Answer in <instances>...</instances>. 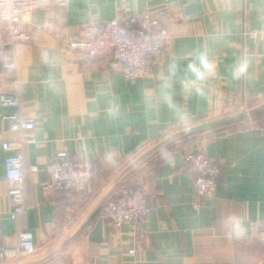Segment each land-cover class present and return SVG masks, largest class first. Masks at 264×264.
<instances>
[{
  "label": "crops",
  "instance_id": "obj_1",
  "mask_svg": "<svg viewBox=\"0 0 264 264\" xmlns=\"http://www.w3.org/2000/svg\"><path fill=\"white\" fill-rule=\"evenodd\" d=\"M166 5L167 44L136 82L107 59L79 60L65 41L83 22L133 15ZM264 0H38L23 15L31 41L14 47L16 68H0V224L2 244L22 229L36 249L0 264H264V135L258 119L183 131L264 102ZM34 117L23 134L24 215L12 217L4 142L6 114ZM205 145L221 173L215 193L194 191L185 155ZM90 158L100 172L92 194L44 189L58 152ZM122 185L143 187L150 212L137 223L111 225L99 209Z\"/></svg>",
  "mask_w": 264,
  "mask_h": 264
},
{
  "label": "built area",
  "instance_id": "obj_2",
  "mask_svg": "<svg viewBox=\"0 0 264 264\" xmlns=\"http://www.w3.org/2000/svg\"><path fill=\"white\" fill-rule=\"evenodd\" d=\"M65 7L69 0H55ZM38 0H0V65L12 71L16 68L14 47L18 43H28L32 39L30 32L21 28L23 15L31 12ZM169 15L166 5L138 12L133 15L118 13L114 18L100 21L89 20L79 24L68 36L65 46L79 60L104 58L109 68L121 73L130 82H136L148 73L151 63L162 56L167 44L168 29L165 18ZM252 34L264 33V27L253 28ZM0 104L8 107L20 105L17 93L0 92ZM10 131L22 136L4 142L7 150L5 158L6 177L12 182L9 189V201L12 217L24 215L25 204V163L21 152L29 140L23 133L36 129L38 122L34 117L20 113L6 114ZM264 135V119L254 122ZM186 169L194 175V191L205 198L215 193L221 167L211 156L205 145L191 150L185 155ZM48 178L44 189L51 191L73 190L77 193L92 194L95 191V177L100 172L99 165L90 158L72 160L64 151L54 155L47 164ZM150 212L147 192L140 186L122 185L117 194L107 199L99 209V216L111 225L137 223ZM257 238L264 243V223L257 229ZM3 233L0 224V263L20 258L36 249L33 231L22 229L18 242L14 246L2 244Z\"/></svg>",
  "mask_w": 264,
  "mask_h": 264
},
{
  "label": "water",
  "instance_id": "obj_3",
  "mask_svg": "<svg viewBox=\"0 0 264 264\" xmlns=\"http://www.w3.org/2000/svg\"><path fill=\"white\" fill-rule=\"evenodd\" d=\"M1 67L2 66L0 65V68ZM263 112H264V102L261 103L260 105L256 106V107H252L249 109H243L239 113L193 126L189 129L183 131V134H185V135L197 134L200 132H204L206 130L226 126V125L233 124L236 122H240L242 120L255 117L256 115L261 114Z\"/></svg>",
  "mask_w": 264,
  "mask_h": 264
},
{
  "label": "trees",
  "instance_id": "obj_4",
  "mask_svg": "<svg viewBox=\"0 0 264 264\" xmlns=\"http://www.w3.org/2000/svg\"><path fill=\"white\" fill-rule=\"evenodd\" d=\"M254 118H255V119H258V121H261L262 119H264V112L261 113V114L256 115ZM246 121H247V119L242 120V121H240L239 123H243V122H246Z\"/></svg>",
  "mask_w": 264,
  "mask_h": 264
},
{
  "label": "rangeland",
  "instance_id": "obj_5",
  "mask_svg": "<svg viewBox=\"0 0 264 264\" xmlns=\"http://www.w3.org/2000/svg\"><path fill=\"white\" fill-rule=\"evenodd\" d=\"M245 109H247V108H245ZM252 118H254V117H252ZM249 119H251V118H249Z\"/></svg>",
  "mask_w": 264,
  "mask_h": 264
}]
</instances>
